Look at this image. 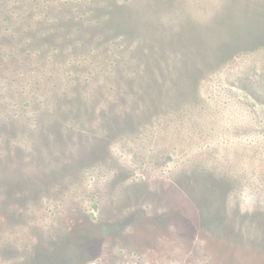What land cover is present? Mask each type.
<instances>
[{"label":"rangeland","instance_id":"obj_1","mask_svg":"<svg viewBox=\"0 0 264 264\" xmlns=\"http://www.w3.org/2000/svg\"><path fill=\"white\" fill-rule=\"evenodd\" d=\"M0 264H264V0H0Z\"/></svg>","mask_w":264,"mask_h":264},{"label":"trees","instance_id":"obj_2","mask_svg":"<svg viewBox=\"0 0 264 264\" xmlns=\"http://www.w3.org/2000/svg\"><path fill=\"white\" fill-rule=\"evenodd\" d=\"M242 82L244 83V84H246V83H250L251 82V77H250V75H247L246 77H243L242 78Z\"/></svg>","mask_w":264,"mask_h":264}]
</instances>
